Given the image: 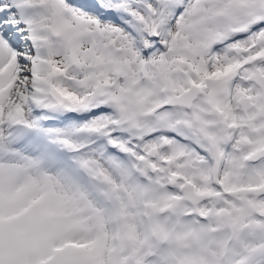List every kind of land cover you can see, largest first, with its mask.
Returning a JSON list of instances; mask_svg holds the SVG:
<instances>
[{
    "label": "snow or ice",
    "instance_id": "6c2138e0",
    "mask_svg": "<svg viewBox=\"0 0 264 264\" xmlns=\"http://www.w3.org/2000/svg\"><path fill=\"white\" fill-rule=\"evenodd\" d=\"M0 264H264V0H0Z\"/></svg>",
    "mask_w": 264,
    "mask_h": 264
}]
</instances>
